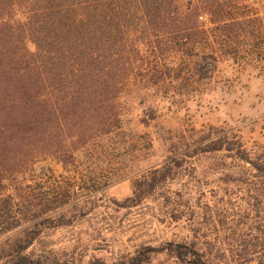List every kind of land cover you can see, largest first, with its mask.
Returning a JSON list of instances; mask_svg holds the SVG:
<instances>
[{
    "label": "trees",
    "instance_id": "trees-1",
    "mask_svg": "<svg viewBox=\"0 0 264 264\" xmlns=\"http://www.w3.org/2000/svg\"><path fill=\"white\" fill-rule=\"evenodd\" d=\"M219 3L0 0V193L4 176L25 172L48 155L66 164L74 152L119 131L129 98L148 104L151 149L168 154L160 170L136 183L134 196L143 195L141 187L151 193L178 179L177 171L169 178L172 168L180 167L170 161L176 154L224 153L239 166L248 165L264 184V147L248 149L239 136L216 128L169 138L160 132L167 91L178 96V83L207 86L220 62L242 68L264 61V26L253 30L250 18H234ZM12 199L1 197L0 209ZM65 214L58 207L43 209L39 217L27 209L18 218L0 216V264H65L27 252L42 241L37 228ZM159 253L204 264L194 244L185 243L142 247L122 262L89 264H145Z\"/></svg>",
    "mask_w": 264,
    "mask_h": 264
},
{
    "label": "rangeland",
    "instance_id": "rangeland-1",
    "mask_svg": "<svg viewBox=\"0 0 264 264\" xmlns=\"http://www.w3.org/2000/svg\"><path fill=\"white\" fill-rule=\"evenodd\" d=\"M219 2L234 18H250L253 30L264 26V0ZM176 89L178 96L167 91L161 108L165 138L216 128L239 136L248 149L264 147V61L242 68L220 62L209 85L182 81ZM132 100L119 131L74 152L66 164L48 155L25 172L3 177L0 198L13 199L8 207L1 205V217L18 218L24 209L36 217L49 208L66 213L42 223L36 230L42 241L27 252L65 264L118 263L142 247L185 243L194 244L204 264L264 260V184L248 165L239 166L224 153L170 156L180 167L172 168L169 178L177 171L178 179L151 193L141 187L143 195L134 196L136 183L160 170L168 154L151 149L148 104ZM226 176L243 181H224ZM145 264L185 263L159 253Z\"/></svg>",
    "mask_w": 264,
    "mask_h": 264
}]
</instances>
